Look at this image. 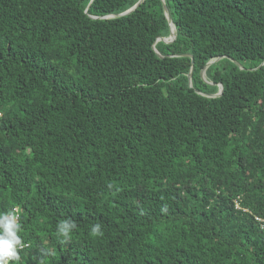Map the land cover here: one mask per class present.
Returning a JSON list of instances; mask_svg holds the SVG:
<instances>
[{"label":"trees","instance_id":"16d2710c","mask_svg":"<svg viewBox=\"0 0 264 264\" xmlns=\"http://www.w3.org/2000/svg\"><path fill=\"white\" fill-rule=\"evenodd\" d=\"M137 1L0 0L20 264H264V0Z\"/></svg>","mask_w":264,"mask_h":264},{"label":"clouds","instance_id":"9594fccd","mask_svg":"<svg viewBox=\"0 0 264 264\" xmlns=\"http://www.w3.org/2000/svg\"><path fill=\"white\" fill-rule=\"evenodd\" d=\"M75 228V222L64 220L58 223L56 232L60 238L67 241ZM22 232L18 207L7 212H0V264H20V252L28 247L21 235ZM90 232L93 237L104 235L100 223L93 224Z\"/></svg>","mask_w":264,"mask_h":264},{"label":"water","instance_id":"95a60500","mask_svg":"<svg viewBox=\"0 0 264 264\" xmlns=\"http://www.w3.org/2000/svg\"><path fill=\"white\" fill-rule=\"evenodd\" d=\"M142 1H143V0H138L134 5H132V6H131L130 8H128L127 10H125V11L119 13L118 15H123V14H127V13H129V12L132 11L136 6H138ZM161 4H162V7H163L164 15H165V17H166V19H167V21H168V25H169V35L166 36V37H157V38L155 39L154 43H153V47H154V45H155V43H156L157 41L171 42V41L175 38V33H173L172 36H171V33H172V31H171V26L174 27V25L172 24V21H171V18H170V15H169V12H168V9H167V7H166V5H165L164 0H161ZM154 49H155V48H154ZM155 51H156V49H155ZM156 53H157V52H156ZM158 55H159V54H158ZM221 57H222V56H219V57H216L215 59L209 60V61L205 64V66L201 69V71H200V76H201V78H202L203 80H206V79H205V70H206V68H207L211 63H213L214 61L220 59ZM236 63H237V62H236ZM192 64H193V60L191 59V65H190V69H189V72H188V83H189V86L191 85ZM237 65L239 66V68H242V66H241L239 63H237ZM206 81H207V80H206ZM219 86H220V88L218 89L217 92H215V93H213V94H206V95H207V96H212V97L220 95V93H221V91H222V87H221V84H219ZM204 95H205V94H204Z\"/></svg>","mask_w":264,"mask_h":264},{"label":"bare ground","instance_id":"6f19581e","mask_svg":"<svg viewBox=\"0 0 264 264\" xmlns=\"http://www.w3.org/2000/svg\"><path fill=\"white\" fill-rule=\"evenodd\" d=\"M171 31H172V33H171V36H172V34L175 33V30H174L173 26H171Z\"/></svg>","mask_w":264,"mask_h":264},{"label":"built area","instance_id":"2783aa9c","mask_svg":"<svg viewBox=\"0 0 264 264\" xmlns=\"http://www.w3.org/2000/svg\"><path fill=\"white\" fill-rule=\"evenodd\" d=\"M236 207H238V205H236Z\"/></svg>","mask_w":264,"mask_h":264}]
</instances>
